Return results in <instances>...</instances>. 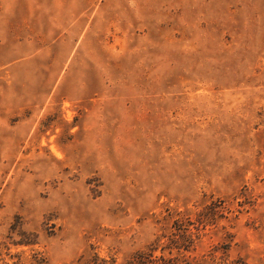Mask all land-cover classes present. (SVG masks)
Returning a JSON list of instances; mask_svg holds the SVG:
<instances>
[{
    "label": "rangeland",
    "instance_id": "obj_1",
    "mask_svg": "<svg viewBox=\"0 0 264 264\" xmlns=\"http://www.w3.org/2000/svg\"><path fill=\"white\" fill-rule=\"evenodd\" d=\"M154 242L264 264V0H0V264Z\"/></svg>",
    "mask_w": 264,
    "mask_h": 264
},
{
    "label": "trees",
    "instance_id": "obj_2",
    "mask_svg": "<svg viewBox=\"0 0 264 264\" xmlns=\"http://www.w3.org/2000/svg\"><path fill=\"white\" fill-rule=\"evenodd\" d=\"M178 234L179 237L178 239H176V237H173L170 239L171 243L173 244L172 246H170V249L172 248H180L181 246H184L186 244V242L188 241L189 237L185 235L184 232H186L185 230H183V227H178ZM175 234V233H174ZM160 238V237H158ZM161 239V238H160ZM150 251L149 252H138L134 255V260L132 264H153L155 259L153 257V251L155 249H157V246L155 245V242L152 244V246L149 247ZM160 258L163 260V262L161 264H176L175 260L179 259L176 256H169V257H164V256H160ZM180 261V260H179ZM179 261H177V263H179ZM188 264H191L190 262Z\"/></svg>",
    "mask_w": 264,
    "mask_h": 264
}]
</instances>
